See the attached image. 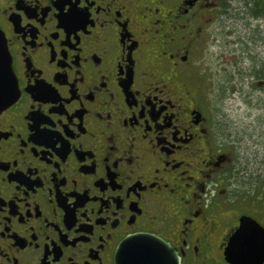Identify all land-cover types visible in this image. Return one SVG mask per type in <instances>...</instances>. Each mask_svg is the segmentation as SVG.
<instances>
[{
	"label": "flooded vegetation",
	"instance_id": "obj_1",
	"mask_svg": "<svg viewBox=\"0 0 264 264\" xmlns=\"http://www.w3.org/2000/svg\"><path fill=\"white\" fill-rule=\"evenodd\" d=\"M228 2L0 0V88H17L0 111V264H119L143 232L165 264H230L240 219L264 226L186 71Z\"/></svg>",
	"mask_w": 264,
	"mask_h": 264
},
{
	"label": "rangeland",
	"instance_id": "obj_2",
	"mask_svg": "<svg viewBox=\"0 0 264 264\" xmlns=\"http://www.w3.org/2000/svg\"><path fill=\"white\" fill-rule=\"evenodd\" d=\"M210 17L186 71L218 134L247 170L238 190L254 202L264 197V0H230Z\"/></svg>",
	"mask_w": 264,
	"mask_h": 264
},
{
	"label": "snow or ice",
	"instance_id": "obj_3",
	"mask_svg": "<svg viewBox=\"0 0 264 264\" xmlns=\"http://www.w3.org/2000/svg\"><path fill=\"white\" fill-rule=\"evenodd\" d=\"M235 229L229 246V259L232 260V264H252L243 257L255 253L257 249L261 260L264 261V226H257L250 220H242L235 225ZM121 253L126 256L137 253L156 258L121 261L120 264H165V261L159 258L163 254V246L146 232L129 234L121 244Z\"/></svg>",
	"mask_w": 264,
	"mask_h": 264
},
{
	"label": "water",
	"instance_id": "obj_4",
	"mask_svg": "<svg viewBox=\"0 0 264 264\" xmlns=\"http://www.w3.org/2000/svg\"><path fill=\"white\" fill-rule=\"evenodd\" d=\"M2 43L0 42V86H4V84H10L11 83V76L9 75V70L6 67V60L4 56V51L1 49ZM16 87H4L0 88V111L4 110L6 106H9L12 102L16 99ZM242 220H250L252 223L256 224L257 226H260L253 218L251 217H245L243 216L240 221ZM231 239V238H230ZM231 242V240H230ZM230 242L228 244V247L225 249V259L228 263L232 264V260L229 259V246ZM120 261H136V260H145V259H152L156 257H149L137 253H131L126 255H123L120 253ZM162 257V256H161ZM161 257H159L161 259ZM243 259L247 261H251L252 264H262L264 261L261 260L260 252L257 249L255 253L246 255L243 257Z\"/></svg>",
	"mask_w": 264,
	"mask_h": 264
}]
</instances>
